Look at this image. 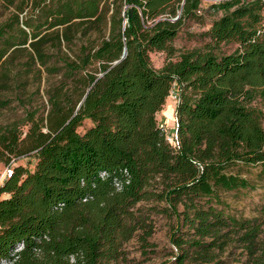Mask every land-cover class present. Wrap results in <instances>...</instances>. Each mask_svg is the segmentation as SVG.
<instances>
[{"label":"trees","instance_id":"trees-1","mask_svg":"<svg viewBox=\"0 0 264 264\" xmlns=\"http://www.w3.org/2000/svg\"><path fill=\"white\" fill-rule=\"evenodd\" d=\"M205 1L222 12L208 42L153 67L150 54L172 57ZM0 10V110L34 67L62 77L45 118L0 126L12 171L0 185V264L123 262L125 244L152 232L139 203L175 220L178 264H211L231 244L242 264H264L261 224L220 195L253 191V167L264 176V0H0ZM227 44L236 49L215 53ZM173 90L175 145L157 120ZM29 156L32 170L15 163Z\"/></svg>","mask_w":264,"mask_h":264},{"label":"rangeland","instance_id":"rangeland-1","mask_svg":"<svg viewBox=\"0 0 264 264\" xmlns=\"http://www.w3.org/2000/svg\"><path fill=\"white\" fill-rule=\"evenodd\" d=\"M213 3V1L203 2L200 12H197V15L183 22L178 37L173 41L176 52L172 57L168 58L164 53L150 54L153 67L159 69L169 60L176 61L179 55L185 51L204 47L208 40L203 39L201 34L206 32L211 24L222 16V12L211 7ZM7 13L3 12V15H7ZM95 38V34L91 35L92 40ZM235 49L236 45L234 44L220 45L215 50V53L230 54ZM62 50L68 56H73V46L68 49L64 44ZM16 62L19 64L23 60L19 59ZM36 67L33 68L32 73L28 75L23 74L17 81L11 83L10 90L4 93L10 103L6 108L0 110V126L23 118L26 112H37L36 116L38 118L46 117L49 109L47 105V92L50 88L59 85L62 77L61 74L48 75L43 68L40 69L41 73L39 75L33 76V72L37 70ZM19 70L22 71L24 68H20ZM68 87H71L69 82ZM175 95V90H173L166 104L171 102L173 105L175 103ZM164 109L165 107L163 111ZM157 120L164 128L167 137L172 136L174 117L173 119H169L165 113L163 115L160 112L157 115ZM90 125L91 123L89 121H85L82 127L78 129L79 132H84ZM262 126L264 128V117L262 119ZM27 128L28 126L23 128L24 134ZM32 160V157L29 156L17 159L15 163L24 166L27 170H32ZM2 170L3 166L0 164V172ZM260 171L261 167L256 166L251 168L248 174H244L246 178L255 184L253 191L221 192L220 195L221 199L228 205L230 213L235 217L255 219L261 224L262 233L259 239L264 242V176L261 175ZM158 205L164 206L163 203H159ZM159 206H157L156 210L161 208ZM150 207L151 204L146 203H139L136 206V208H142L144 210L143 215L148 218L146 224L152 228L151 235L147 238L146 244L139 239V236L143 234L144 230H139L133 239L125 244L124 261L118 264H178L173 259L176 252L174 250L175 248L169 241L171 228L176 225V222L174 219H168L155 210L150 211ZM244 260L245 256L242 254V250L231 244L224 251L220 252L211 264H242ZM184 264H191V262L187 260Z\"/></svg>","mask_w":264,"mask_h":264},{"label":"built area","instance_id":"built-area-1","mask_svg":"<svg viewBox=\"0 0 264 264\" xmlns=\"http://www.w3.org/2000/svg\"><path fill=\"white\" fill-rule=\"evenodd\" d=\"M263 16H264V10H263ZM176 100V97H174ZM168 141L172 144H176V135H175V122L173 121V133L172 136L168 137ZM11 168L9 166L4 167L3 170L0 172V185H2L3 181L6 180L11 176Z\"/></svg>","mask_w":264,"mask_h":264},{"label":"bare ground","instance_id":"bare-ground-1","mask_svg":"<svg viewBox=\"0 0 264 264\" xmlns=\"http://www.w3.org/2000/svg\"><path fill=\"white\" fill-rule=\"evenodd\" d=\"M165 114L169 119H173L174 117V108L171 102H168L164 109Z\"/></svg>","mask_w":264,"mask_h":264},{"label":"crops","instance_id":"crops-1","mask_svg":"<svg viewBox=\"0 0 264 264\" xmlns=\"http://www.w3.org/2000/svg\"><path fill=\"white\" fill-rule=\"evenodd\" d=\"M173 108L175 109V103L173 104ZM164 111H161V114H163L164 115ZM5 197H7V195L6 194H1V198H5Z\"/></svg>","mask_w":264,"mask_h":264},{"label":"water","instance_id":"water-1","mask_svg":"<svg viewBox=\"0 0 264 264\" xmlns=\"http://www.w3.org/2000/svg\"><path fill=\"white\" fill-rule=\"evenodd\" d=\"M125 55H126V51L124 50V52H123V54H122L120 60L123 59V58L125 57ZM120 60H119V61H120ZM119 61L115 62V64L118 63ZM80 105H81V103L78 105V108H79Z\"/></svg>","mask_w":264,"mask_h":264}]
</instances>
